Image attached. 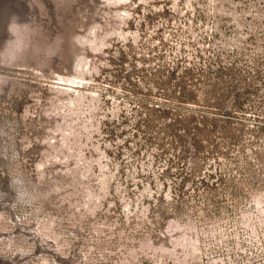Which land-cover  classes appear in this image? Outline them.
<instances>
[{
  "label": "rangeland",
  "instance_id": "rangeland-1",
  "mask_svg": "<svg viewBox=\"0 0 264 264\" xmlns=\"http://www.w3.org/2000/svg\"><path fill=\"white\" fill-rule=\"evenodd\" d=\"M0 264H264V0H0Z\"/></svg>",
  "mask_w": 264,
  "mask_h": 264
}]
</instances>
